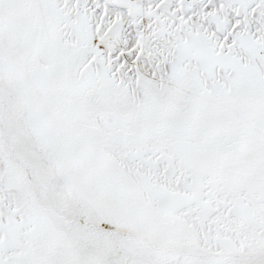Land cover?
Returning a JSON list of instances; mask_svg holds the SVG:
<instances>
[{
    "label": "snow or ice",
    "instance_id": "1",
    "mask_svg": "<svg viewBox=\"0 0 264 264\" xmlns=\"http://www.w3.org/2000/svg\"><path fill=\"white\" fill-rule=\"evenodd\" d=\"M0 264H264V0H0Z\"/></svg>",
    "mask_w": 264,
    "mask_h": 264
}]
</instances>
